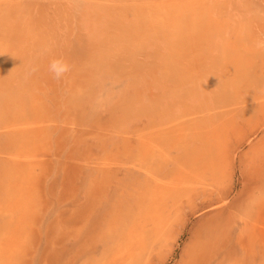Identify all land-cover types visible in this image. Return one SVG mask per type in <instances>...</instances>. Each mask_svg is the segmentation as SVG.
Masks as SVG:
<instances>
[{
	"label": "rangeland",
	"instance_id": "rangeland-1",
	"mask_svg": "<svg viewBox=\"0 0 264 264\" xmlns=\"http://www.w3.org/2000/svg\"><path fill=\"white\" fill-rule=\"evenodd\" d=\"M0 264H264V0H0Z\"/></svg>",
	"mask_w": 264,
	"mask_h": 264
},
{
	"label": "clouds",
	"instance_id": "clouds-1",
	"mask_svg": "<svg viewBox=\"0 0 264 264\" xmlns=\"http://www.w3.org/2000/svg\"><path fill=\"white\" fill-rule=\"evenodd\" d=\"M48 70L55 79H60L71 70V67L63 59H53L48 65Z\"/></svg>",
	"mask_w": 264,
	"mask_h": 264
}]
</instances>
